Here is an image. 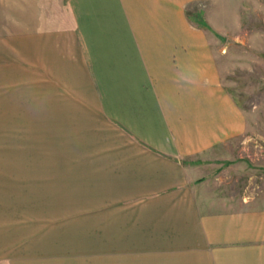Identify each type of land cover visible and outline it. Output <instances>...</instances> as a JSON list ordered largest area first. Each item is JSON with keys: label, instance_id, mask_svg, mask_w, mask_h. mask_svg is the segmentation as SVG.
Here are the masks:
<instances>
[{"label": "crops", "instance_id": "1", "mask_svg": "<svg viewBox=\"0 0 264 264\" xmlns=\"http://www.w3.org/2000/svg\"><path fill=\"white\" fill-rule=\"evenodd\" d=\"M201 1L4 0L29 77L6 150L37 154L20 185L74 239L45 261L10 254L13 208L0 207V264H264V208L223 192L245 115L187 12Z\"/></svg>", "mask_w": 264, "mask_h": 264}, {"label": "rangeland", "instance_id": "2", "mask_svg": "<svg viewBox=\"0 0 264 264\" xmlns=\"http://www.w3.org/2000/svg\"><path fill=\"white\" fill-rule=\"evenodd\" d=\"M187 12L193 24L205 30L213 42L222 82L245 115L244 130L232 151L233 157H237V168L230 177H225L232 182L223 192L236 208H264V0L201 1L191 5ZM12 13L8 14L4 0H0V207L13 208L11 231L13 239L19 241L12 243L14 249L10 254L20 257L24 246L29 254L36 253L31 254L35 261H45L52 258L51 251L65 247L67 239L74 237L65 235L70 233L69 221H55L47 204L42 205L46 207L44 213L41 211L37 204L38 189L31 180L30 187L27 182L20 185L26 174L22 164L36 165L37 154L30 150L29 163H22L18 154L6 150L9 125H5V116L22 115L13 104L20 100L17 96L21 95L18 91L22 82L29 81L28 75L22 73V23H7V14L11 17ZM16 127L21 130L24 125L15 124L14 131ZM29 144L33 145L32 140ZM17 149L21 150V146ZM7 162L12 170H7ZM28 175L33 177L31 172ZM27 196L30 205L25 202Z\"/></svg>", "mask_w": 264, "mask_h": 264}]
</instances>
